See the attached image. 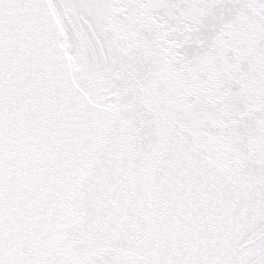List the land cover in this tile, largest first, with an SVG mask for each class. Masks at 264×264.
I'll return each mask as SVG.
<instances>
[{
	"label": "snow or ice",
	"instance_id": "snow-or-ice-1",
	"mask_svg": "<svg viewBox=\"0 0 264 264\" xmlns=\"http://www.w3.org/2000/svg\"><path fill=\"white\" fill-rule=\"evenodd\" d=\"M0 264H264V0H0Z\"/></svg>",
	"mask_w": 264,
	"mask_h": 264
}]
</instances>
